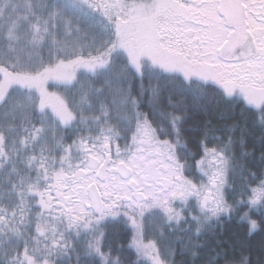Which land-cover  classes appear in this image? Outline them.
I'll list each match as a JSON object with an SVG mask.
<instances>
[{"label":"snow or ice","instance_id":"snow-or-ice-1","mask_svg":"<svg viewBox=\"0 0 264 264\" xmlns=\"http://www.w3.org/2000/svg\"><path fill=\"white\" fill-rule=\"evenodd\" d=\"M0 264H264V0H0Z\"/></svg>","mask_w":264,"mask_h":264},{"label":"trees","instance_id":"trees-1","mask_svg":"<svg viewBox=\"0 0 264 264\" xmlns=\"http://www.w3.org/2000/svg\"><path fill=\"white\" fill-rule=\"evenodd\" d=\"M230 230H231V231H235V230H236V225H235V224L230 225Z\"/></svg>","mask_w":264,"mask_h":264}]
</instances>
